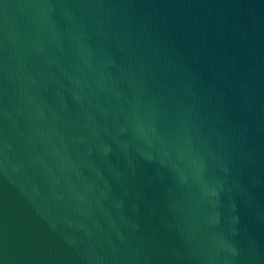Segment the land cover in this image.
Segmentation results:
<instances>
[{
    "label": "water",
    "instance_id": "1",
    "mask_svg": "<svg viewBox=\"0 0 264 264\" xmlns=\"http://www.w3.org/2000/svg\"><path fill=\"white\" fill-rule=\"evenodd\" d=\"M0 264H264V0H0Z\"/></svg>",
    "mask_w": 264,
    "mask_h": 264
}]
</instances>
